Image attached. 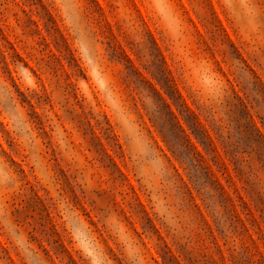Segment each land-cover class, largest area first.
I'll return each mask as SVG.
<instances>
[{
	"label": "rangeland",
	"instance_id": "rangeland-1",
	"mask_svg": "<svg viewBox=\"0 0 264 264\" xmlns=\"http://www.w3.org/2000/svg\"><path fill=\"white\" fill-rule=\"evenodd\" d=\"M0 264H264V0H0Z\"/></svg>",
	"mask_w": 264,
	"mask_h": 264
}]
</instances>
